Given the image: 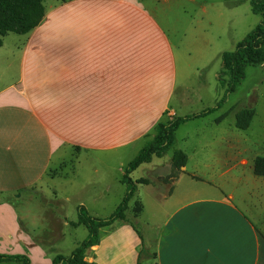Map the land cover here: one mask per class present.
Segmentation results:
<instances>
[{"label":"crops","instance_id":"0c3cea01","mask_svg":"<svg viewBox=\"0 0 264 264\" xmlns=\"http://www.w3.org/2000/svg\"><path fill=\"white\" fill-rule=\"evenodd\" d=\"M248 16V0H65L48 9L19 46V79L0 87V254L25 255L29 264L64 255L52 245L62 232L50 224L43 243L23 225L22 192L47 208L81 204L99 217L124 163L165 116L191 112L201 91L221 97L215 76L224 47L258 24L249 26ZM225 127L217 139L224 148L209 156L219 158L217 173L241 168L264 177L253 171L260 155L250 154L235 124ZM220 188L174 204L152 242V264H264V219L258 228L248 197L237 206ZM58 220L79 226L65 213ZM142 244L128 222L116 221L86 259L95 262L97 253L96 264H137Z\"/></svg>","mask_w":264,"mask_h":264},{"label":"rangeland","instance_id":"374dc122","mask_svg":"<svg viewBox=\"0 0 264 264\" xmlns=\"http://www.w3.org/2000/svg\"><path fill=\"white\" fill-rule=\"evenodd\" d=\"M64 1L65 0H41L44 8L41 22L46 19L44 16L48 9L62 4ZM219 1L220 0H215L216 3ZM248 7L249 26L253 25L254 18H258L257 23H259L261 20L259 16L250 11V0H248ZM28 33L19 35L8 32L0 37V87L8 85L9 83H14L19 79V46L28 40ZM224 48L227 49V51L235 49V47L231 48V45L225 46ZM221 68L222 62L219 63L218 72ZM215 82L219 83L217 76H215ZM210 83H214V80L210 79ZM219 85L222 88V97L225 87L220 83ZM215 97L216 95L211 93V90L205 93L201 91L203 102L198 101L196 97H192V104L186 107V109L191 112H182L179 113L178 116L190 115L214 107L221 99L220 97L216 102L214 101ZM241 108H253L254 116L247 129L236 130L232 127V130L245 138V142L249 145L251 150L250 154L258 153V155L264 157L263 63V65L260 66L248 65L245 68L244 78L239 82L235 91L228 95L223 104L205 116L182 123L175 131L173 145L163 155L158 157L154 156L150 162L140 165L131 172L130 176L133 180L142 178L148 181L146 184H136L133 197L129 200L128 208L125 211L128 219L136 222V227L143 242L140 250L142 248L144 250L141 253L139 264L153 263L154 259L153 256H151V253H153L152 242L157 237L161 223L172 210L175 203L193 196H204L212 193L223 194L220 187H226L233 192L234 203L237 206L241 204L239 200L240 197H248V204L252 208L248 213L253 217L258 228L263 227L261 226L260 219H264V177H254V179H251L250 175L241 168L232 170L225 176H220L217 173V168L219 167L217 159L219 158H216V156L209 158L210 155H215L219 151V148L220 150L224 148V146L219 143L220 140L218 141L217 139L218 137L220 138L226 135L227 128L225 126L227 124H235V114L240 111ZM169 117L171 118L172 115L165 116L162 121L169 120ZM216 121H223V124L215 125ZM177 148L185 151L188 157L187 163L185 164L187 168L185 174H181L182 172L177 173L171 166V157L173 151ZM126 165L127 162L124 163L122 168L123 172ZM174 174L177 180L173 184H170V178L173 177ZM112 175L113 177H109L110 184L115 183L113 178L116 179V174L113 173ZM118 175L121 176V173ZM228 190L225 189L226 192H228ZM44 194L47 199L54 202L56 201V198L50 191L46 190ZM125 194V184L119 182L118 185H114L112 191L106 193L104 196L103 201L105 204L104 208L100 209L99 218L109 217L115 207L122 201ZM83 195L84 194L81 192L76 196ZM135 201H139L142 204V211L136 218L133 217L131 210ZM48 203V201L40 199L38 196L22 192L21 199L16 203V209L21 217L23 225L35 233L37 237H40L43 243H47L49 240L48 237L44 240L42 230L50 228V224L54 227L56 232H62L63 237L60 240L52 242V245L54 248L56 247L58 251L64 253V255H69L71 250L87 236V228L83 225H79L77 228L65 226L58 220L63 213L76 220L77 206L74 207L73 205L62 203L53 206V208H47ZM54 220H56V223H53ZM96 257L97 253L95 262ZM0 264L18 263L3 262Z\"/></svg>","mask_w":264,"mask_h":264},{"label":"trees","instance_id":"16d2710c","mask_svg":"<svg viewBox=\"0 0 264 264\" xmlns=\"http://www.w3.org/2000/svg\"><path fill=\"white\" fill-rule=\"evenodd\" d=\"M251 10L261 16L260 22L249 31L235 46L232 51L222 54V68L218 72L219 83L225 87L221 99L214 107L204 109L198 113L172 116L169 120L159 122L155 127V134L136 155L127 163L121 177V182L126 186V194L115 208L112 214L106 218L92 216L84 205L77 206V223L87 228V236L71 251L70 255H56L52 264H96L88 261L87 255L91 248L98 244L101 237V229L113 228L116 221L128 222L138 234L136 222L127 218L125 211L128 202L133 197L137 183H148L146 179L133 180L130 176L140 165L150 162L154 156L163 155L174 143L175 131L178 127L191 119L205 116L216 110L223 104L228 95L235 91L239 82L245 76V68L248 65H259L264 62V0H250ZM44 8L41 0H0V37L8 32L25 34L35 28L42 20ZM1 45V40H0ZM254 116L253 108H243L235 114V127L245 130L249 127ZM187 161L186 154L175 149L171 157V166L174 171L181 172ZM253 171L255 175L264 176V157L257 156L254 159ZM175 174L173 175V177ZM133 217L136 218L142 211V204L135 201L132 207ZM139 251L137 264L141 253ZM0 262H17L29 264V258L25 255L0 254Z\"/></svg>","mask_w":264,"mask_h":264}]
</instances>
